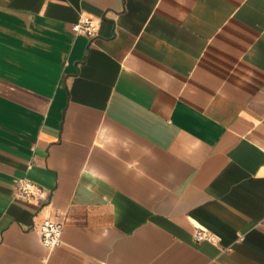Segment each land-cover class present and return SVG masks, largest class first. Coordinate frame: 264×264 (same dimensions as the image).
<instances>
[{
	"label": "crops",
	"instance_id": "0c3cea01",
	"mask_svg": "<svg viewBox=\"0 0 264 264\" xmlns=\"http://www.w3.org/2000/svg\"><path fill=\"white\" fill-rule=\"evenodd\" d=\"M0 264H264V0H0Z\"/></svg>",
	"mask_w": 264,
	"mask_h": 264
},
{
	"label": "built area",
	"instance_id": "2783aa9c",
	"mask_svg": "<svg viewBox=\"0 0 264 264\" xmlns=\"http://www.w3.org/2000/svg\"><path fill=\"white\" fill-rule=\"evenodd\" d=\"M72 31L77 35H84L92 38L97 34L96 20L90 16H80L79 19L72 24ZM42 189L29 180L14 181V196L21 200H29L35 196L42 194ZM62 225L56 221L44 220L39 229L40 243L46 249H53L61 244L60 236ZM198 239H205L207 236L198 233Z\"/></svg>",
	"mask_w": 264,
	"mask_h": 264
}]
</instances>
